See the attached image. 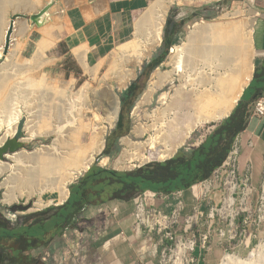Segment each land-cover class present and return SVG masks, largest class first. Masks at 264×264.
I'll use <instances>...</instances> for the list:
<instances>
[{
	"label": "bare ground",
	"instance_id": "obj_1",
	"mask_svg": "<svg viewBox=\"0 0 264 264\" xmlns=\"http://www.w3.org/2000/svg\"><path fill=\"white\" fill-rule=\"evenodd\" d=\"M184 1L211 3L220 0H159L154 3L136 23L134 39L115 51L112 64L117 67L120 60L125 63L123 68L112 70V79L117 80L119 90L122 91L135 79L138 68L160 46L171 5ZM40 4L42 0H0V26L9 6L32 11ZM239 14L236 12L224 17ZM27 27L22 25L18 29L16 26L19 37L28 34ZM1 28L0 42L3 39ZM19 44H15L14 51L0 69V146L17 137L25 118H28L27 138L20 140L21 144L49 137L56 139L52 147L31 153L22 150L8 154L13 164L0 161V178L7 175L3 184L6 192L0 204H21L25 196L30 198L35 193L42 195L48 191L58 192L62 204L69 197L68 185L84 175L104 150L106 135L119 118L120 98L111 85L106 86L103 95L96 89L90 95L84 88L75 94L58 85L51 87L49 75L46 76L45 72L40 74L44 65L41 61L46 58L49 48L47 40L42 39L35 55L41 64H29L28 61V65L20 64L18 54L22 44ZM2 51L4 53V48ZM3 53L0 51V58ZM253 59V32L246 22L200 25L191 30L184 44L172 49L168 63L172 69L153 75L143 103L138 107L151 105L159 90L171 86L174 94L164 92L159 100L160 109L146 117L152 120V125H138L132 130V136L149 138L140 144L135 143L131 136L122 139L123 145L132 149L133 153L126 154L129 160L148 162L146 149L155 151L158 145L165 146L166 150L160 154L162 160H167L185 145L198 127L227 118L251 81ZM83 63L87 71L91 70L86 60ZM177 80L180 86H175ZM89 113L94 118L88 123L85 119ZM51 118H58L60 124L51 130L42 129L41 125L47 124ZM85 135L87 143L83 141ZM107 162L108 158H104L101 163L106 165ZM49 202L56 204L55 201ZM35 207L42 209L47 206L41 198ZM221 264L242 262L226 254Z\"/></svg>",
	"mask_w": 264,
	"mask_h": 264
},
{
	"label": "rangeland",
	"instance_id": "obj_2",
	"mask_svg": "<svg viewBox=\"0 0 264 264\" xmlns=\"http://www.w3.org/2000/svg\"><path fill=\"white\" fill-rule=\"evenodd\" d=\"M49 1L51 0H42V4L36 7V9H34L33 11L44 8ZM250 3H251V0H220V1H214L211 3H207L205 1L204 2H193V3L184 1L182 4L178 2H174V4L171 5L168 11V14L166 16V23L164 26L163 38H162V42L160 46L157 47L155 52H153L152 56L149 59H147L140 68H138L135 79L131 80L129 84L127 85V87H125L122 91L118 89L119 87H118L117 80L112 79V75L114 72L112 71L113 68L115 69L121 68V67L123 68V65L125 64L123 60L122 61L120 60V62H118L117 67L115 64H112L116 57L115 51L122 44H119L113 47V50L110 52L109 58L105 60L103 63H100V65L102 64L100 67L99 65H90L89 67L91 68V70H88V71L86 70V68H84L83 70L80 69L73 60H68L65 63H63L60 61L59 56L52 57L51 55H48V54L46 55V58L43 61H41L42 64L44 63V65L41 68L40 74L43 75V73L45 72L44 74H46V76L49 75L47 77H48L49 84L51 87H56V85H58L61 89H64L69 92L71 90V92L73 93L75 92L79 93L80 90L82 91L85 89V91L86 92L88 91L90 95L96 89V90L101 91L103 95V91L105 90L107 85L114 86L120 98L121 110H120L119 118L123 111V105L121 102V98L123 94L128 90L131 84L138 81L140 78H143L144 76L143 73H149L147 78H145L146 80L142 81V83H144V86L140 92L139 97H137V99L134 100L133 103H131V105L129 104L125 109V113L122 116V121L125 127H123V129H120L118 131L116 130L118 122H119V118H118L117 122H115V124L112 126L113 129L112 128H110L111 130L109 129L108 134L106 135V139H105L106 141L105 148L102 151L101 155H98L96 157V160L93 166L95 164H98L99 166L103 168L123 172V171L136 170L138 168H141V166L147 165L150 163L165 161L161 159V154H160L162 151L164 152L166 150L165 146L163 145H158L155 151H152L151 149L147 148L145 154L147 157H149V161L144 163L142 161L129 160L126 154L133 153L132 149L125 147L122 143V139L127 138L129 136H131L132 140L135 143L140 144L142 142H145L149 137L142 139V138L132 136L133 128L138 125H142V126L152 125V120L146 117L153 115L160 109L159 100L161 96L163 95V93L171 92V94H174L173 91L170 90L171 86L169 85L165 87L163 91L159 90L157 92L154 98V102L151 105H145L142 108H138L139 105L143 103V98L151 85L153 75L158 71L166 72L172 69V67L168 65L172 49H174V47L183 45L188 34L191 32V30H193L197 26L207 25V24H216V23L246 22L251 27V24H252L251 18L249 14H247V10H249V7H250ZM7 5H10V4H7ZM33 11H24L21 9H17L16 7L15 8L10 7V6L8 7L6 14H4L3 24L0 26V28L2 27L1 29L3 32L2 34L3 42L2 41L0 42L1 43L0 51L2 53H3L2 48H4L6 44V36L9 30L10 21H11L12 16L16 14L30 16ZM200 11H203V15L201 17H197L196 13ZM236 12L240 13L239 16L224 17L226 14H233ZM142 15L140 17H142ZM170 18H173V20L176 23H184V25L182 26V29L180 30V32L177 35H175V37L173 38L175 42L170 48L169 54L166 57V60L159 67L154 68L153 65L151 66V62L154 59H157L160 56H162V54L166 50V46L164 44V33H165V28L167 26V21ZM18 23H20V21H18ZM16 31H17V28L15 29V33L12 36L13 42H12V47L10 48L9 55H11L12 52L14 51L15 44L17 45V43H20L22 44L21 45L22 52L20 51V53L18 54L19 63L22 65H25V64L28 65V62L29 64L30 63L31 64L32 63L41 64L36 57H33L34 52L29 49L28 41H27L29 37V32L24 37H19ZM134 37H135V31H134V36L129 41L133 40ZM8 56L6 57L4 56V54H2V58H0V69L4 66V64H6ZM62 63H63V66H61ZM253 63H254V60H253ZM175 86H180V82L178 80L176 81ZM85 87H87V89ZM252 92H253L252 89L249 90L247 97H250ZM102 97L104 98V100H106L104 96ZM130 106H132L131 109H129ZM93 118H94L93 114L89 113L86 116L85 120L86 122L89 123L92 121ZM27 122H28V118L23 119L20 125V128L18 130V133H17L18 140L27 138V133L25 129ZM216 123H219V122H216ZM59 124H60V120L58 118H55V119L51 118V120L47 124L43 123L41 127L42 129H45V130H51V129H54ZM212 124L214 123L206 124V125L198 127L194 131V133L191 135V137L186 141L183 147H187L190 141H192L194 137L199 138V136L201 135L204 136L208 134L209 130L213 128ZM124 132L125 134H123ZM1 137L2 136H0V140H1ZM55 139H56L55 137H49L47 139H41L35 142H29V143L26 142L23 144V148L20 151L25 150L31 153L41 148H44V147L45 148L52 147L54 145ZM83 141L84 143H87L88 140H87L86 135L84 136ZM107 148L109 149V156L104 155V152ZM240 156H241V164L245 165L247 154L244 153L243 155L241 154ZM263 156H264V140L260 142L259 145L256 146V154L253 155V160H255V164H256V168L254 169V179H253V184L255 188H259L260 183H261V178H262V174L264 170ZM104 158H108V162L106 165L101 163L104 160ZM2 162L7 165L13 164L11 158L9 157L5 158ZM129 166H134V167L132 169H128L127 167ZM81 177H83V175L78 177L75 181H73L72 183L68 185L69 193L71 192L70 191L71 185L77 183L81 179ZM6 179H7V175H4L3 177L0 178V200L2 201L4 200V193L6 192V189L3 187V184L6 181ZM41 198L43 199L47 207L38 209L37 207H35V204ZM49 201H55L56 204L54 205H60L59 193L48 191L42 195L40 193H35L30 198L25 196L23 201H21L22 202L21 204L26 205V206L30 205V209L25 212H21V211L18 212L13 209L15 206L18 205V203H13L11 205L2 203L0 204V221L9 230H16V229H20L21 227H26L27 225L31 224L33 221V219L32 220L30 219V221L27 223L25 220L26 217H29L34 214L42 213L46 211L47 209L54 207V205L50 204ZM80 225L76 229L65 231L67 233L64 234L65 233L64 232L63 233L64 235L62 234V239L60 240L55 239L54 242L51 243L49 246L43 245L41 243L32 242V244L30 245V246H33L31 251L28 252L29 245L27 244L22 246V250L25 252L26 256L31 255L33 256L34 259H36V261L42 262L44 264H73V263L76 264V261L78 260V258L82 256L80 253L79 247L80 248L82 247L85 250L92 252L91 250H92V243H93L92 238H90L92 235L87 234L88 232H87V229L85 230V226H83L82 224ZM263 231L264 230H261L259 233L256 232L257 233L256 241H252L251 243H246L245 246L240 247V248H238V239H235V241H232V243L227 242L226 245L224 246L227 250V253L234 256V258L239 259L242 262V264H264V232ZM197 245L200 246L199 239L197 240ZM3 253L7 254L6 252H3L0 249V258H3L6 256ZM85 255L88 258V254H85ZM222 255L224 258V250L221 248H218L213 255V259H215L218 262V260L222 257ZM208 256L209 254L201 256L197 248L196 252L193 254L191 253H187V255L179 254L178 256L174 255L170 258H167L166 263H163V264H188L187 260L190 261L192 259L194 260V263L192 264H205V261L206 263H208L209 261V259H207ZM63 258H66V259L62 260ZM155 259H157V262H161L162 260L160 254H158ZM220 263L221 262H219V264ZM3 264H12V263L9 261H5Z\"/></svg>",
	"mask_w": 264,
	"mask_h": 264
},
{
	"label": "crops",
	"instance_id": "obj_3",
	"mask_svg": "<svg viewBox=\"0 0 264 264\" xmlns=\"http://www.w3.org/2000/svg\"><path fill=\"white\" fill-rule=\"evenodd\" d=\"M157 1L159 0H51L46 4L47 6L52 3L53 6L44 17L45 25L43 27L35 25L30 20L29 24L26 20H22L18 23L19 26L17 24V28L20 29L22 25L26 27L28 25L30 30L27 27L29 32L27 41L29 49L34 52L33 57L39 51V43L45 39L49 44L46 55L59 56L63 63L73 60L83 70L85 68L84 60L89 66L100 65L109 58L113 47L128 43L134 36V31L136 32V23L140 19L139 17ZM42 9L32 10V14L27 17H32ZM247 14L252 22L254 71L237 106L243 104L253 111L257 99L256 74L259 76L264 74V0H251ZM174 42L173 39V44ZM165 60L166 58L160 56L158 63L161 61L163 63ZM251 89L253 92L250 97H247L248 91ZM214 129L215 127L211 128L204 136L194 137L188 146L198 148ZM237 140L240 141V155L247 154L245 165L241 164V156L238 159L241 174L251 173L254 179L256 164L253 155L256 154V146L264 140V119H258L252 115L246 130L238 136ZM142 195H144L146 207L165 212L171 211L170 203H176L174 200L166 201L161 192L147 191ZM200 197L199 183L184 190L183 201L188 206ZM136 199L114 201L106 205L90 207L83 213L82 221L79 222L78 227L82 224L85 226V230L87 229V234L92 235L90 237L93 241L92 252L80 251L82 256L78 258L76 264H161V262H157L156 256L152 253L151 242L142 233L134 230ZM55 239H62V235ZM217 249L215 248L209 254L207 258L209 261L208 263L205 261V264L222 262L223 255L218 262L213 259ZM84 253L88 254V258H85Z\"/></svg>",
	"mask_w": 264,
	"mask_h": 264
},
{
	"label": "trees",
	"instance_id": "obj_4",
	"mask_svg": "<svg viewBox=\"0 0 264 264\" xmlns=\"http://www.w3.org/2000/svg\"><path fill=\"white\" fill-rule=\"evenodd\" d=\"M203 11L196 13L201 17ZM184 23H176L173 18L167 21L164 33L166 58L173 45V38ZM158 58L151 62L154 68L160 66ZM146 71V70H145ZM144 74V76H143ZM143 78L130 85L123 94L121 102L123 111L120 115L116 130L123 129L122 116L126 107L139 97L143 89V80L149 73H143ZM141 76V77H142ZM257 99L264 94V74H256ZM130 106L129 109H131ZM252 111L243 104L237 106L229 118L212 124L214 131L198 147H183L170 160L147 164L133 171H116L95 164L71 185V195L68 201L59 207H51L46 211L26 217V227L16 230L7 229L0 221V249L6 256L0 258V264L9 261L12 264H44L31 256H26L22 246L32 242L49 245L57 236L65 231L78 228L83 213L90 207L102 206L114 201H131L147 191L172 193L184 191L192 186L209 179L215 170L220 168L228 159L238 136L243 133L250 121ZM125 134V132L123 133ZM104 155L109 156L107 148Z\"/></svg>",
	"mask_w": 264,
	"mask_h": 264
},
{
	"label": "built area",
	"instance_id": "obj_5",
	"mask_svg": "<svg viewBox=\"0 0 264 264\" xmlns=\"http://www.w3.org/2000/svg\"><path fill=\"white\" fill-rule=\"evenodd\" d=\"M252 115L264 119V97L256 100ZM239 143L236 140L226 162L209 179L199 183L201 197L192 205L185 204L181 190L163 193L166 201H176L170 203V212L146 207L144 195L137 197L134 230L151 242L152 253L160 254L161 264L174 255L193 254L197 248L201 256L212 253L215 248L223 249L225 256L227 242L238 239L240 248L256 241V232L264 230V170L260 186L255 188L252 174H241ZM79 249L85 251L82 247ZM187 262L192 264L194 260Z\"/></svg>",
	"mask_w": 264,
	"mask_h": 264
},
{
	"label": "water",
	"instance_id": "obj_6",
	"mask_svg": "<svg viewBox=\"0 0 264 264\" xmlns=\"http://www.w3.org/2000/svg\"><path fill=\"white\" fill-rule=\"evenodd\" d=\"M52 6H53L52 3L48 4L39 13L33 15L30 18H28L26 15H22V14H16V15H13L12 16L11 21H10L9 30H8L7 36H6V44H5L4 53H3L4 56H8L9 55L10 48L12 47V42H13L12 36L15 33V29H16V26L18 24V21H20V20H26V22H28L30 20L35 25H37L39 27H43L45 25L44 17L50 11V9L52 8ZM237 105H238V103H237ZM237 105H236V107H237ZM230 115L227 118H229ZM227 118H225V119H227ZM225 119H223V120H225ZM223 120H221L219 122H222ZM214 123H216V122H214ZM22 148H23V144L20 143V140H18L17 137L15 139L8 140L5 144H3V145L0 146V161H3L5 158H7L8 154H16V153H18ZM181 148H183V146L180 147L176 151V153L171 158H169L167 160L172 159L178 153V151ZM167 160H165V161H167ZM165 161H163V162H165ZM93 164L89 167V169L85 173H87L91 169V167L93 166ZM143 166H145V165H143ZM143 166H141V167H143ZM130 171H133V170H130ZM70 195H71V192L69 193L68 199L70 198ZM68 199L64 203H62L60 205H57L56 207H59V206L64 205L68 201ZM13 209L15 211H18V212H20V211L21 212H25V211H28L30 209V205L26 206V205L18 204Z\"/></svg>",
	"mask_w": 264,
	"mask_h": 264
}]
</instances>
